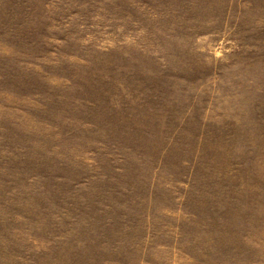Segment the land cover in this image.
Returning a JSON list of instances; mask_svg holds the SVG:
<instances>
[{
    "label": "rangeland",
    "instance_id": "rangeland-1",
    "mask_svg": "<svg viewBox=\"0 0 264 264\" xmlns=\"http://www.w3.org/2000/svg\"><path fill=\"white\" fill-rule=\"evenodd\" d=\"M0 264H264V0H0Z\"/></svg>",
    "mask_w": 264,
    "mask_h": 264
}]
</instances>
